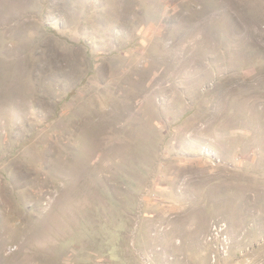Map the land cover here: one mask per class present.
<instances>
[{
	"label": "rangeland",
	"instance_id": "obj_1",
	"mask_svg": "<svg viewBox=\"0 0 264 264\" xmlns=\"http://www.w3.org/2000/svg\"><path fill=\"white\" fill-rule=\"evenodd\" d=\"M0 264H264V0H0Z\"/></svg>",
	"mask_w": 264,
	"mask_h": 264
}]
</instances>
